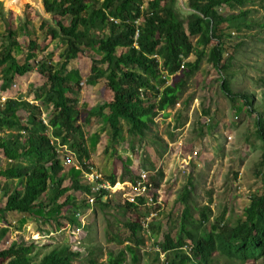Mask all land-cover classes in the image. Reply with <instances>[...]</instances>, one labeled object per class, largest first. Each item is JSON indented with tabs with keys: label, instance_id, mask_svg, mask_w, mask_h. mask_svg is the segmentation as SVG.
Returning a JSON list of instances; mask_svg holds the SVG:
<instances>
[{
	"label": "trees",
	"instance_id": "1",
	"mask_svg": "<svg viewBox=\"0 0 264 264\" xmlns=\"http://www.w3.org/2000/svg\"><path fill=\"white\" fill-rule=\"evenodd\" d=\"M250 2L188 0L190 13L182 15L176 8V0H43L45 12L58 16L59 20H54L52 25L47 21L40 23V42L46 49L52 44L64 48L58 69L51 62V52L36 62V66L30 65L36 56L34 51L40 49L31 37L25 54L17 56L20 45L16 32L7 29L0 46V91H7L16 78L33 71L45 82L34 96L38 105L6 99L0 106V153L3 156L0 193L6 199L0 208V222L8 219L20 222L34 209L50 208L65 209L69 213L64 215L66 222L74 226L75 214L89 208L86 196L90 190L83 183L81 172L73 168L68 171L70 184L64 186L66 171L56 153L57 141L74 154L82 169H86L90 160L84 133L77 124L79 109L74 98L81 90V80L76 72L67 70L79 54L88 51L99 56V60H91L84 84L102 87L108 93V100L97 112L88 113L85 122L89 123L93 118L105 122L111 147L124 136L141 141L154 119L161 113L167 117L166 111L177 105L185 81L198 72L204 60L220 74L228 70L231 58L227 40L234 30L248 27L249 10L243 8ZM221 7L238 13L222 16L217 11ZM25 18L26 22L30 19L28 15ZM136 30L138 37L134 41ZM190 57L192 61L188 60ZM180 72H183V80L168 84L169 78ZM220 88L230 103L239 99L248 114H255V133L262 146L259 166L264 168L263 114L253 108L251 96L233 92L226 77L221 78ZM21 108L26 112L24 122L18 116ZM49 109L52 111L44 123L40 114ZM179 118L178 113L176 122ZM95 144L96 139L91 143L92 149ZM160 144L163 142L157 145L161 147ZM109 148L104 153H108ZM257 175L261 191L250 196L241 218L232 226L224 225L221 219L210 222L208 205L201 209L192 207V186L188 182L179 198L183 209L176 221L175 234L168 232L157 244L158 255L164 256V264H258V261L264 264V174L258 171ZM162 178L159 170L154 184L151 177L149 181L157 189ZM2 179L16 180L22 188H10L2 183ZM107 180L112 184L116 182L110 174H107ZM73 192L83 198L78 200ZM102 197V194L96 195L94 203L101 210L110 207L109 200L102 202ZM139 208L129 203L117 206L124 214L138 213ZM62 220L60 215L45 218L57 229L62 227ZM121 226L128 232L124 250L116 255L107 253L106 261L102 263L98 262L99 257L94 256V251L89 252L88 264H124L125 251L130 255L131 264L138 263L137 246L143 243L141 227L138 222L131 221H125ZM6 233V228L0 229V239ZM111 238L119 244L123 242L118 240L117 234ZM187 242L190 247L184 250ZM33 249V243L25 246L21 241L0 251V264H74L79 257L66 245L52 249L34 262ZM219 259L225 261L220 263Z\"/></svg>",
	"mask_w": 264,
	"mask_h": 264
},
{
	"label": "rangeland",
	"instance_id": "2",
	"mask_svg": "<svg viewBox=\"0 0 264 264\" xmlns=\"http://www.w3.org/2000/svg\"><path fill=\"white\" fill-rule=\"evenodd\" d=\"M21 9V13L13 7L6 9L3 0H0V46L4 42L6 30L12 29L16 32L20 45L17 56L25 54L31 37L37 41L40 49L34 51L36 56L30 61V65L36 66V62L42 61L51 52V62L58 69L64 48L52 44L46 49L40 42L39 31L41 22L47 21L52 25L54 20H59L58 16L47 13L42 16L27 2L23 3ZM243 10H249L246 19L248 27L234 30L227 40L231 58L228 70L220 74L204 60L198 72L185 81L179 106L171 109L176 108L175 113L180 114L178 122L174 121L175 115L171 122L168 118H155L154 124L141 141L124 136L123 140L111 147L105 122L99 118L85 122L88 113L97 112L108 100V93L102 87L84 84L90 72L91 60H99V56L88 51L79 54L77 60L68 65L67 70L76 72L81 80V90L74 98L79 109L77 124L81 126L90 150L87 166L106 178L107 174L113 175L119 182H129L142 172H146L153 182L157 172L161 170L162 181L157 189L153 187L159 203L144 210L139 209L138 213L124 214L121 209H117L124 202L115 194L107 199L110 202L109 208L101 210L94 205L93 211L84 216L80 222L83 229L77 236L71 235V228L64 218V215H69L65 209H34L20 222L8 219L9 222L0 223V229H7L6 235L0 239V251L21 241L25 246L33 243V261L38 262L52 249L67 245L72 252L79 254L74 264H88V253L92 251L95 257H99L98 262L102 263L106 261L107 253L116 255L128 244V232L122 228V223H139L152 212L156 215L150 220L148 232H141L143 243L137 246V264H164V256L158 255L157 244L162 242L163 236L168 232L175 234L176 221L183 209L179 198L188 182L192 186V207L201 209L208 205L211 210L210 222L221 219L224 225H234L241 218L250 196L261 191L257 172L264 174V168L259 166L262 146L255 133V114H248L239 99L230 103L220 88L221 78L226 77L232 91L251 96L253 108L264 116V0H251ZM217 11L225 17L233 12L238 13L225 7L218 8ZM26 15L30 17L28 22ZM188 60L192 61V57ZM180 80H183V72L170 77L168 84H176ZM44 82V78L33 71L16 78L4 92L5 97L38 105L34 96ZM51 111L52 109L42 111L40 118L47 122ZM18 116L24 122L26 112L23 108L19 109ZM95 139L96 144L92 149L91 143ZM160 141L163 142L161 147L157 145ZM106 148H109L108 153H104ZM2 162L3 156L0 153V166ZM64 168L66 174L63 185L68 186L70 175L67 173L72 168L76 170L72 166ZM2 183L10 188H22L16 180L2 179ZM72 194L78 200L83 198L78 193ZM5 200L3 193H0V208H3ZM193 214L197 216L196 212ZM59 215L63 217L60 229L45 221L46 217L54 218ZM115 234L118 240H123L121 244L111 238ZM224 261L225 259H219L220 263ZM124 264H131L127 251Z\"/></svg>",
	"mask_w": 264,
	"mask_h": 264
},
{
	"label": "built area",
	"instance_id": "3",
	"mask_svg": "<svg viewBox=\"0 0 264 264\" xmlns=\"http://www.w3.org/2000/svg\"><path fill=\"white\" fill-rule=\"evenodd\" d=\"M114 23L116 24V22ZM137 37L138 31L136 30L133 38L134 41H136ZM6 99L7 98L5 97V95L0 92V106H2ZM43 122L46 123L44 120ZM56 143V153L62 161L63 166H72L76 169H79L81 171V179L83 183L87 184L90 190V194L86 196L89 208L79 211L75 214L76 224L74 226L69 225L71 228V235L77 236V234H80L81 230L83 229L80 222H82V219L88 212L90 213L93 211L96 195L102 194V201H106L115 194H118L119 197L122 198L124 203L139 206L140 210H144L147 207H151L154 204L159 203V199L154 195L153 184H151V182L149 181L146 172H142L141 174H139L134 182H123L120 184H117L115 182L114 184H112L109 180L105 179L102 174L90 168L89 166H86V169L81 170L82 167L78 164L77 161L74 165V154H72L66 146H60L57 141ZM140 203L141 205H139ZM155 215V213L151 212L139 222L142 232H148L150 220L154 218ZM189 247L190 244L189 242H187L184 246V250H188Z\"/></svg>",
	"mask_w": 264,
	"mask_h": 264
},
{
	"label": "water",
	"instance_id": "4",
	"mask_svg": "<svg viewBox=\"0 0 264 264\" xmlns=\"http://www.w3.org/2000/svg\"><path fill=\"white\" fill-rule=\"evenodd\" d=\"M187 1L188 0H176V8L179 10V12L182 15L183 14L187 15L188 13H190L189 9L187 8ZM3 2L5 4L6 9L13 7L19 13L22 12L21 8L23 3L27 2L31 4L38 11L40 15L42 16L46 15L42 0H3Z\"/></svg>",
	"mask_w": 264,
	"mask_h": 264
},
{
	"label": "crops",
	"instance_id": "5",
	"mask_svg": "<svg viewBox=\"0 0 264 264\" xmlns=\"http://www.w3.org/2000/svg\"><path fill=\"white\" fill-rule=\"evenodd\" d=\"M1 93H3L4 95H5V93L4 92H1ZM179 106V104L177 103V105L175 106V107H178ZM177 110H176V108L174 109V110H171V109H169V110H167L166 111V113L165 114H168V116L167 117H164V114L163 113H161V114H159L156 118H162V117H164V118H168V120H169V122H171L172 120L171 119H173V117H175V116H177V114L175 113ZM175 115V116H174ZM171 117V118H170ZM174 121H176V117L174 118ZM176 129H177V127H176ZM75 170H77V171H80L79 169H76L75 168ZM81 172V171H80ZM101 174V173H100ZM103 176V175H102ZM104 177V176H103ZM105 179H107L106 177H104ZM116 183L118 184H120V183H123V182H119V181H117L116 180Z\"/></svg>",
	"mask_w": 264,
	"mask_h": 264
}]
</instances>
